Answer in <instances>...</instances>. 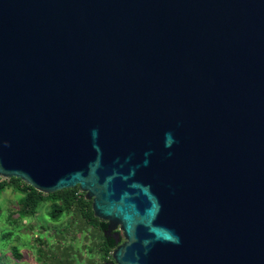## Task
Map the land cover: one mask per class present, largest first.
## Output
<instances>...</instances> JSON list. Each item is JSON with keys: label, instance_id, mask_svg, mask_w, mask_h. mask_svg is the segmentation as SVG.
<instances>
[{"label": "water", "instance_id": "obj_1", "mask_svg": "<svg viewBox=\"0 0 264 264\" xmlns=\"http://www.w3.org/2000/svg\"><path fill=\"white\" fill-rule=\"evenodd\" d=\"M0 178L102 264H264V0H0Z\"/></svg>", "mask_w": 264, "mask_h": 264}, {"label": "rangeland", "instance_id": "obj_2", "mask_svg": "<svg viewBox=\"0 0 264 264\" xmlns=\"http://www.w3.org/2000/svg\"><path fill=\"white\" fill-rule=\"evenodd\" d=\"M0 180H3L0 178ZM20 194L9 187L0 193V264H48L43 258L47 253L53 254L49 261L54 264H99L100 263V232L91 224H85L78 215L63 213L52 221L48 216L51 204L41 203L34 211L32 217L21 218L7 225L4 218L8 211L15 213L18 207L17 199ZM76 220L73 221V218ZM44 227L45 230H42ZM7 228V229H6ZM26 234L22 235L21 232ZM41 241L39 244L38 241ZM20 258L11 257L12 248Z\"/></svg>", "mask_w": 264, "mask_h": 264}, {"label": "trees", "instance_id": "obj_3", "mask_svg": "<svg viewBox=\"0 0 264 264\" xmlns=\"http://www.w3.org/2000/svg\"><path fill=\"white\" fill-rule=\"evenodd\" d=\"M9 187L12 191L20 194V198L17 200L18 207L15 213L8 211L6 221L16 223V221L25 217H32L34 211L41 203L51 204V208L48 210V216L52 221H57L58 217L63 213H72L78 215L81 220L87 225L91 224L100 232L101 246H100V263L110 261V249L107 244L106 238L102 234V227L100 221L92 216L90 209V201L84 199L83 193L80 194L79 198L74 196V192L77 190H60L51 194H41L26 184L18 180L3 179L0 180V193ZM76 218H73V221ZM42 230H45L44 227ZM7 235V234H6ZM41 244V241H39ZM41 247V246H40ZM14 253L17 254L13 248ZM18 257L19 254H18ZM46 262V258H43Z\"/></svg>", "mask_w": 264, "mask_h": 264}, {"label": "crops", "instance_id": "obj_4", "mask_svg": "<svg viewBox=\"0 0 264 264\" xmlns=\"http://www.w3.org/2000/svg\"><path fill=\"white\" fill-rule=\"evenodd\" d=\"M16 199L18 200V198H16ZM17 200H16V201H17ZM6 219H7V217L4 218V224L7 225V227H8V222L6 221ZM6 229H7V228H6ZM21 234L26 236V234H25L23 231L21 232ZM4 235H6V234L0 233V237H1V238H2V237L4 238ZM3 238H2V239H3ZM37 241H38V245H39V240H37ZM8 245H9V244H8ZM11 246H12V247H11ZM13 246H14V244H13V245H12V244L9 245V247L12 248V249L10 250V251L12 252L11 257H13L14 259H18V258H20V257H18V254L14 253ZM38 249H39V252H42V254L45 255L44 252H43V250H40V245H39V248H38ZM53 258H54V257H53V254H51V252H48V253H47V258H46V261L48 262V264H54V263H52V262L49 261L50 259H53Z\"/></svg>", "mask_w": 264, "mask_h": 264}, {"label": "built area", "instance_id": "obj_5", "mask_svg": "<svg viewBox=\"0 0 264 264\" xmlns=\"http://www.w3.org/2000/svg\"><path fill=\"white\" fill-rule=\"evenodd\" d=\"M80 194H81L80 191H76V192H74V196H75L76 198H79V197H80Z\"/></svg>", "mask_w": 264, "mask_h": 264}, {"label": "clouds", "instance_id": "obj_6", "mask_svg": "<svg viewBox=\"0 0 264 264\" xmlns=\"http://www.w3.org/2000/svg\"><path fill=\"white\" fill-rule=\"evenodd\" d=\"M81 192V191H80ZM82 193V192H81Z\"/></svg>", "mask_w": 264, "mask_h": 264}]
</instances>
